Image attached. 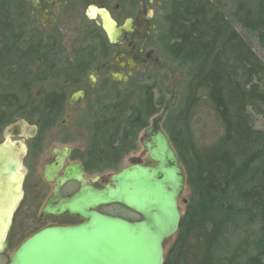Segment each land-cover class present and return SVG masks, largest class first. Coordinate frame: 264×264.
Returning a JSON list of instances; mask_svg holds the SVG:
<instances>
[{"label": "rangeland", "instance_id": "rangeland-1", "mask_svg": "<svg viewBox=\"0 0 264 264\" xmlns=\"http://www.w3.org/2000/svg\"><path fill=\"white\" fill-rule=\"evenodd\" d=\"M159 1L162 3V7L158 5L149 7L150 12L155 9L156 15L151 21L153 20L159 27L149 38L150 45L147 48L156 49L155 56L158 57L156 66L135 75L134 80H140L136 86H112V92L114 95L116 93L125 95L131 92H141L142 89H150L154 94L158 112L149 119L148 126L151 125L155 116L163 109H167L161 128L168 135L175 150L181 149L180 147L183 144L186 146H184V152L181 153L182 160L180 159L186 176L184 191L179 195L182 218L179 230L165 246V255L173 248V251H177L178 255L184 258V264H253L259 258L258 253L255 251V245L262 234L259 233V222L256 218L253 219L248 211H245L238 198L239 185L231 188L227 201L228 204L231 203L234 214L228 215L226 213L225 215L228 216L226 221L220 223L217 221L216 224L217 219L215 217H217V214H214L215 211L209 205H204L202 208L196 204L198 192H195V185H199L200 181L197 180V175L193 174L192 166L196 158H199L203 167L211 170L212 166L218 161L222 150L230 147L226 122L231 116V110L227 103V96L231 90H247L253 84H257L258 92L262 94L263 101L248 106V121L252 128L262 132L264 137V72L254 78L251 81L252 84L250 81L246 83L247 76L244 75L242 69L227 57L222 62L220 70L210 77L196 93H192L191 82L196 65L194 61L172 59L165 52L167 27L163 19L165 5L169 0ZM213 1L216 4L220 3L225 8L223 10L230 15L237 0ZM243 1L255 4L259 0ZM83 16L81 18L83 20L81 29L86 31L91 22ZM91 17H96V10L93 9ZM230 19L239 36L247 42L264 64V49L257 38V34L236 22L233 17H230ZM88 45V42H84V39L75 35L73 38L70 36L63 39L60 47L76 49L88 47ZM42 62L40 59L35 60L31 64L33 67L28 68L26 72V84L30 85L28 104L36 103L32 104L34 108H28V104L24 106L18 116L11 122L6 123L3 129L10 128L13 124L28 129L36 126L35 124H40V127H48L40 122V113L36 112L40 97L45 91L56 89L62 83V86L67 84V88L74 85L68 77L67 81H65L66 78H63L49 84L45 83L47 78L37 79L36 73H38V68ZM89 72L86 71V74L88 75ZM87 96L91 98L92 93L89 92ZM82 113L83 109L80 108L71 117L72 119H67L64 122L66 125H63L62 120L58 119L53 126H49L59 129L51 131L47 135L46 144L60 146L67 143L72 145L75 148L76 156L87 162L90 159V164H92L90 168L93 169L94 173L102 174L106 180H109L113 174L129 165L132 159H141L147 164L153 163L142 146V142L146 138L145 128L137 131L131 129L130 133L129 126L124 125L122 132H126L129 136L123 139L119 134L117 136L113 135L114 126L110 123L104 125V118H99L94 114L87 113L84 115ZM11 141L14 143L16 139L14 138ZM1 142H3V139L0 135ZM119 147H122L120 158L117 155ZM260 148L259 145H255L251 150H246L244 156H241L245 160H243L244 163L249 165L247 174L251 173L252 168L250 169V167L259 162L258 150ZM0 161L2 163L0 168L9 165L10 154L7 151L1 153ZM243 169L241 168V170ZM222 202H218L221 204L216 202V205H214L217 212L224 204ZM115 209L118 210V208ZM237 211L241 212L238 213V216L236 215ZM221 217L224 218L223 215Z\"/></svg>", "mask_w": 264, "mask_h": 264}, {"label": "trees", "instance_id": "trees-1", "mask_svg": "<svg viewBox=\"0 0 264 264\" xmlns=\"http://www.w3.org/2000/svg\"><path fill=\"white\" fill-rule=\"evenodd\" d=\"M223 9L225 8L220 3L216 4L213 0H169L165 5V52L175 60L194 61L196 69L191 82L192 93H196L220 70L227 57L242 69L247 76L246 83L264 72V64L239 36L230 19L233 17L236 22L255 32L264 49V0L255 4L237 0L230 15ZM27 14V0H0V131L29 103L30 85L26 84V72L32 62L38 59L43 61L36 73L39 80L47 78L49 74L57 75L61 72L57 65L64 57L65 48L60 47L63 39L44 38L35 30H30ZM88 32L99 33L91 25L88 26ZM101 46L105 47L102 39L100 44L88 45L90 48ZM258 90L257 84H253L247 90L236 89L229 92L227 103L231 116L226 124L231 145L222 150L211 170L205 169L201 160L196 158L192 171L200 181L199 185H195V192H198L196 204L202 208L209 205L215 211L214 214H217L216 224L217 221H226V213L234 214L231 203L228 204L227 201L231 188L239 185L238 198L245 211L253 219H257L260 224L259 233L262 234L255 245L259 258L253 264H264V137L248 121V106L263 101ZM48 95L53 99L50 105L57 101L55 94ZM157 112L154 94L150 89L119 94L112 103L109 118L104 119V125L110 123L114 126L113 135L119 134L125 139L129 135L122 132L124 125L129 126L130 133L132 130L146 128L149 119ZM255 145L261 147L258 150L259 162L250 167L251 173L247 174L249 165L244 163L241 156ZM182 146L181 149H176L179 159L186 147L184 144ZM121 148L117 152L119 158ZM240 166L244 169L241 170ZM219 201L224 204L217 212L214 205ZM238 213L241 212L237 211V216ZM184 262V258L173 251V248L165 255L164 264Z\"/></svg>", "mask_w": 264, "mask_h": 264}, {"label": "flooded vegetation", "instance_id": "flooded-vegetation-1", "mask_svg": "<svg viewBox=\"0 0 264 264\" xmlns=\"http://www.w3.org/2000/svg\"><path fill=\"white\" fill-rule=\"evenodd\" d=\"M161 4L159 0H27L30 30H35L44 38L67 39L76 35L92 45L100 44L102 39L105 47L64 49L62 62L57 65L61 72L57 75L49 74L45 83L57 82L63 78L67 81L69 78L74 85L67 88V84L62 86V83L56 89L45 91L40 97V103L36 107L39 111L36 112L40 113V122L48 127L35 124L36 126L28 129L13 124L10 128H2L0 131L3 139L0 145L8 139L11 141L15 138L14 143L11 141L13 151L19 146L23 150L19 169L23 180V196L13 211L7 231L2 234L6 248L0 252V264H9L14 251L35 232L45 227L76 225L85 221L84 218L69 212H44L48 203L52 206L59 205L62 199L70 198L78 193L83 185L101 189L110 182V179L106 180L102 174L94 173L89 161L78 158L72 145L67 143L60 146L47 145V135L59 129L49 126H53L58 119L66 125L64 122L72 119L71 117L80 108L83 109L84 115L88 113L97 115L99 118H107L113 101L119 95L113 94L112 86H136L140 80H134L135 75L156 66L158 62V57L155 56L156 49L147 48L150 45L149 38L159 26L153 20L151 21L156 12L155 9L150 12L149 7L154 5L162 7ZM93 9L96 10L95 18L91 17ZM103 12H107L119 27H124L114 42L110 41L104 27ZM81 15L91 22V26L98 29V35L90 34L88 26L86 31L81 29L83 21ZM86 71H90L88 75ZM112 72L122 73L127 78L116 79ZM89 92L92 93L91 98L87 96ZM48 94H55L57 98L52 105L50 103L53 99ZM32 104H28V108L33 109L36 103ZM58 156L63 157L62 166L53 173L52 164ZM135 163L154 165V163H144L141 159H132L127 166ZM76 165L81 167V180L66 179L59 185L60 197L53 199L54 189L58 185L57 178L64 177L68 171H74ZM47 166L54 177L51 181L45 178ZM97 210L131 221L141 219L137 213L117 203L100 205ZM2 229L3 226L0 224V231ZM1 242L0 237V249L4 243Z\"/></svg>", "mask_w": 264, "mask_h": 264}, {"label": "water", "instance_id": "water-1", "mask_svg": "<svg viewBox=\"0 0 264 264\" xmlns=\"http://www.w3.org/2000/svg\"><path fill=\"white\" fill-rule=\"evenodd\" d=\"M103 14L104 27L114 42L124 27H119L107 12ZM112 75L119 80L127 78L122 73L112 72ZM166 112L163 109L144 130L146 138L142 146L154 165L132 164L113 174L101 189L83 185L78 193L62 199L59 205L48 203L44 212H69L85 221L35 232L14 251L9 264H164L165 246L180 228L179 195L186 184L179 156L161 128ZM4 151L10 154V163L0 168V224L3 226L0 237L4 242L0 252L6 248L2 234L7 231L13 211L23 196L19 173L22 147L13 151V143L8 139L0 145V154ZM62 162L63 157L58 156L52 164L53 173ZM49 170L47 166L45 178L51 181L54 177ZM81 173V167L76 165L74 171L57 178L53 199L60 197L59 185L69 178L81 180ZM109 203L121 204L141 219L131 221L97 210Z\"/></svg>", "mask_w": 264, "mask_h": 264}]
</instances>
